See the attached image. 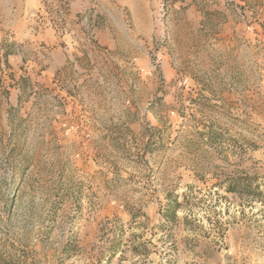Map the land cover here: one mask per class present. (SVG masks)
Here are the masks:
<instances>
[{
  "label": "rangeland",
  "instance_id": "1",
  "mask_svg": "<svg viewBox=\"0 0 264 264\" xmlns=\"http://www.w3.org/2000/svg\"><path fill=\"white\" fill-rule=\"evenodd\" d=\"M209 33L0 111V264H264V19Z\"/></svg>",
  "mask_w": 264,
  "mask_h": 264
},
{
  "label": "crops",
  "instance_id": "2",
  "mask_svg": "<svg viewBox=\"0 0 264 264\" xmlns=\"http://www.w3.org/2000/svg\"><path fill=\"white\" fill-rule=\"evenodd\" d=\"M263 19L264 0H0V111L10 118L27 88L68 67L87 77L97 63L124 61L123 49L134 51L126 61L150 60L142 50L157 42L215 40Z\"/></svg>",
  "mask_w": 264,
  "mask_h": 264
},
{
  "label": "trees",
  "instance_id": "3",
  "mask_svg": "<svg viewBox=\"0 0 264 264\" xmlns=\"http://www.w3.org/2000/svg\"><path fill=\"white\" fill-rule=\"evenodd\" d=\"M18 103H20V98L18 100ZM244 187H247V183H245ZM167 199L169 201L165 204L164 210L162 211V217L164 218L165 222L162 221V223L174 221L176 219L175 211H176L177 207L179 206V204L176 201L175 195L168 194ZM162 223L158 224V225L162 226ZM133 250L136 252H139L134 247H133Z\"/></svg>",
  "mask_w": 264,
  "mask_h": 264
},
{
  "label": "built area",
  "instance_id": "4",
  "mask_svg": "<svg viewBox=\"0 0 264 264\" xmlns=\"http://www.w3.org/2000/svg\"><path fill=\"white\" fill-rule=\"evenodd\" d=\"M2 67V61H1V56H0V68Z\"/></svg>",
  "mask_w": 264,
  "mask_h": 264
}]
</instances>
